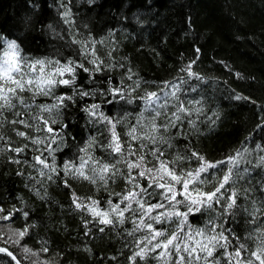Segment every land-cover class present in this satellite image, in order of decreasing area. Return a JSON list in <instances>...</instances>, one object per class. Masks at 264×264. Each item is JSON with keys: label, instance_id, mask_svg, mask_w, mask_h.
Segmentation results:
<instances>
[{"label": "trees", "instance_id": "1", "mask_svg": "<svg viewBox=\"0 0 264 264\" xmlns=\"http://www.w3.org/2000/svg\"><path fill=\"white\" fill-rule=\"evenodd\" d=\"M10 41L29 63L72 61L75 67L72 84H57L49 96L24 92L31 107L17 103L0 117V245L20 264H164L157 259L162 249L150 251L164 237L153 240L141 220L171 233L182 217L156 223L145 216L137 200L165 205L151 216L172 209L161 196L163 189L148 188L150 181L138 175L140 169L131 170L136 179L129 182L127 167L141 154L145 168L158 167L150 154L155 148L164 152L161 159L189 158L176 161L178 172L198 167L193 151L210 162L243 153L239 175L225 186L221 203L188 214L187 225H215L216 232L223 231L231 241L229 252L243 243L248 250L241 258L260 264L251 252L264 231V0H0V49ZM59 79L71 76L65 73ZM151 92L160 99L145 110L144 97ZM60 96L66 98L59 108L41 111L40 105H52ZM181 104L188 111L178 113L181 119L175 127L161 129L171 147L128 135L133 127L138 136L148 130L155 116L152 109L162 113L156 123L165 124ZM12 120H25L31 127ZM113 125L123 155L108 147ZM17 148L23 151H14ZM85 148L87 152L81 151ZM129 150L136 155H128ZM37 156L49 167L38 163ZM89 156L93 159L84 172L95 183L72 174L81 157ZM93 161L115 168L101 180ZM65 164L74 166L68 175ZM228 168L225 163L209 169L201 174L208 183L196 186L214 190ZM233 191L236 203L227 209ZM129 192L136 193V199L124 200ZM93 200L96 208L110 213L112 223L93 216ZM109 201L121 210L130 207L120 217ZM186 203L177 204L176 210L187 212ZM141 249L143 259L135 256ZM224 252L217 248L214 253L220 264H228ZM0 264L17 263L0 252Z\"/></svg>", "mask_w": 264, "mask_h": 264}, {"label": "snow or ice", "instance_id": "2", "mask_svg": "<svg viewBox=\"0 0 264 264\" xmlns=\"http://www.w3.org/2000/svg\"><path fill=\"white\" fill-rule=\"evenodd\" d=\"M67 15V14H66ZM93 55H95L93 53ZM95 63V61H92ZM73 62L69 61L65 65H61L59 61H44L36 60L31 63L27 62L24 57L20 56L18 46L14 41L6 42V47L0 49V117H3L4 111H10L16 107V104L19 103L24 105V107L30 108V105L25 104V99L21 95L24 92H33L35 94H42L44 96H49L52 94V90L57 84L61 85H70L75 80V67L72 66ZM78 67H83V65H78ZM84 71H88L87 68ZM65 73L71 76V79H59L57 77H63ZM115 91L119 92V89ZM82 95H87V93H82ZM66 97L60 96L55 97L56 103L52 105H40L41 111H52V109L59 108L63 100ZM239 98V97H238ZM160 97L155 92L147 93L144 97L145 100V110H149L152 105ZM93 107H96L95 105ZM160 108L164 105H159ZM155 111V116L152 117V120L149 122L148 130L142 132L139 136L137 133V128L133 127L128 135L133 140H148L152 144L160 143H169V141L161 133V129L164 132H167L169 127H175L176 121H179L181 117L178 115L180 112H187L188 110L181 104L177 107L176 112L170 114L171 118L168 119V123L157 124L156 119L160 117L162 113L158 109H152ZM15 115L20 116L22 113L16 112ZM143 115V114H142ZM6 119V118H5ZM106 119V118H105ZM55 121H53L54 123ZM10 123L23 124L25 127H31L25 120H12ZM47 123V121H45ZM111 123V121H109ZM191 123V122H190ZM3 125L0 124V127ZM143 127V125H141ZM49 132H52V129L49 127L47 129ZM18 136L26 137L27 134L23 131H17ZM0 139H4L3 136H0ZM33 143H41L40 140H33ZM91 145H89L90 147ZM113 152L123 155V147L120 141L118 134L115 131V125L112 128V141L108 145ZM131 149V145L128 146ZM147 145L142 144L141 148H145ZM169 147L171 144L169 143ZM16 152H21L23 149L17 148L14 149ZM81 151L87 152V149H82ZM150 154L157 160L158 167H144L145 156L143 154L139 155L135 161H128L127 167L129 169V182L134 181L136 178L131 176V170L133 168L140 169L138 175L140 177L147 178L150 182L148 188L153 186L163 189L161 196L164 200H167L169 203L171 211L157 213L156 216H151L150 214L160 208H164L163 203L157 202L155 204L148 203L147 201L141 202L137 200L136 202L140 205V208L143 210L145 216H149L150 219L155 220L156 223H162L166 219H170L173 216L182 217L180 220V225L176 230H173L171 233H168L167 230H157L153 228L151 223L144 224L143 219L141 220V225L148 228L152 233V239L156 240L157 237H164L162 240H158L155 245L150 249V251H155L156 249H162L159 252L157 259L164 261V264H167L169 260H172V257L175 256L176 259L173 260L172 264H199L200 261H203V264H220V260L214 256V253L217 248H223L225 250L224 255L228 260V264H253L252 259L244 260L241 258L242 251H247V246L243 243L239 244V247L235 248L234 251L229 252L228 247L231 241L228 237L224 235L223 231L216 232V226L213 225L212 228L207 226L203 229H193L191 226L187 225V216L193 211H200V208L206 206L212 208L213 203L220 204L221 199L224 195V191H227L225 187L230 182L235 183L233 177L238 176L239 172L237 171L239 164L243 160V153L237 152L236 156H230L226 160L210 162L205 159L199 153L193 151L192 157L196 158L199 161V165L195 169H189L187 171L181 169L177 171L175 164L178 160L189 159L188 157L177 156L175 160L168 161L161 159L164 156V152L155 148L150 151ZM128 155H136L135 151L129 150ZM36 161L40 164H43L44 167H49L44 159H41L40 156L35 157ZM91 156L88 157V160H85L81 157V163L78 167H75L74 172H72L74 166L72 164H65V175H68L70 172L72 174H78L84 179H91L95 183V179L89 177L85 174L84 169L88 164L89 160H92ZM120 161H118L119 163ZM94 164H97L98 167L94 168L93 171L99 173V178L105 180V174L115 168V165L100 163L93 161ZM150 163V162H149ZM227 163L229 165L227 173L223 175L222 178H218V186H215L212 191H204L203 189L197 187V184L208 183L206 179H201L202 173H208L209 169H215L218 165ZM261 163H264V157H261ZM55 169H53L54 171ZM116 171H119L116 169ZM43 175V173H41ZM106 182V181H105ZM177 185H180V189H177ZM136 187H139L137 184ZM148 188H141V193L145 195H151L148 192ZM223 190V191H222ZM75 195V194H74ZM136 193L129 192L126 196L123 197L124 200L136 199ZM182 196L183 200H177V196ZM237 192L233 191L232 194L227 198L230 202L227 204V209H231L237 198ZM74 203L80 208L82 205L77 203V200L74 198ZM187 207V212H180L176 210L177 204H185ZM111 211L113 213H118L120 217H123L125 211H128V207L120 209L118 204H112ZM93 207L89 208L93 216L101 217L100 222L104 224L112 223V220L109 219L110 213L107 211H100L95 206L97 201H92ZM226 209V210H227ZM2 211V209H0ZM5 219L7 217H4ZM122 222V221H121ZM211 223V221L209 222ZM185 226L188 227V231H185ZM139 227V226H138ZM103 231V229H101ZM261 231V230H257ZM25 232H20L19 235L23 237ZM214 233V234H210ZM223 241V242H222ZM151 242V241H150ZM7 251L6 249H0V252ZM25 251H28L25 249ZM44 251H47L45 248ZM12 255L11 253H8ZM141 259L145 256V250L141 249L135 254ZM131 257L130 259H135ZM251 257H254L264 264V231H261V239L257 246L256 251L251 252ZM14 258V257H13Z\"/></svg>", "mask_w": 264, "mask_h": 264}, {"label": "water", "instance_id": "3", "mask_svg": "<svg viewBox=\"0 0 264 264\" xmlns=\"http://www.w3.org/2000/svg\"><path fill=\"white\" fill-rule=\"evenodd\" d=\"M0 249H6L4 247H0ZM7 251H3L4 253H6L8 256H10L14 261H16L18 263V259L16 258V256L11 253L8 249H6ZM8 253H11L12 255H9ZM14 257V258H13Z\"/></svg>", "mask_w": 264, "mask_h": 264}, {"label": "bare ground", "instance_id": "4", "mask_svg": "<svg viewBox=\"0 0 264 264\" xmlns=\"http://www.w3.org/2000/svg\"><path fill=\"white\" fill-rule=\"evenodd\" d=\"M0 247H4V246H2V245H0ZM4 248H6V247H4ZM6 249H8V248H6ZM9 250V249H8ZM10 251V250H9ZM11 252V251H10ZM4 253V252H3ZM12 253V252H11ZM6 254V253H5ZM7 255V254H6ZM10 257V256H9ZM11 258V257H10ZM17 258V257H16ZM12 259V258H11ZM13 260V259H12ZM14 261V260H13ZM14 262H16V261H14ZM17 263V262H16ZM17 264H20V262L18 261V263Z\"/></svg>", "mask_w": 264, "mask_h": 264}, {"label": "rangeland", "instance_id": "5", "mask_svg": "<svg viewBox=\"0 0 264 264\" xmlns=\"http://www.w3.org/2000/svg\"><path fill=\"white\" fill-rule=\"evenodd\" d=\"M19 261V260H18Z\"/></svg>", "mask_w": 264, "mask_h": 264}]
</instances>
